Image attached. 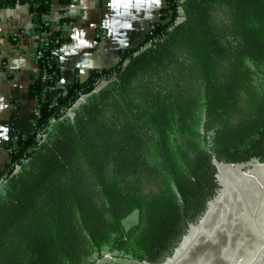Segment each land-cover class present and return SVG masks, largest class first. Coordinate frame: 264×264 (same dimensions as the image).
<instances>
[{"label":"trees","instance_id":"obj_1","mask_svg":"<svg viewBox=\"0 0 264 264\" xmlns=\"http://www.w3.org/2000/svg\"><path fill=\"white\" fill-rule=\"evenodd\" d=\"M165 2L140 46L50 105L67 41L50 1L0 0L45 35L28 88L39 114L0 170V264L174 261L212 214L219 165H264V0ZM184 257L220 264L201 244Z\"/></svg>","mask_w":264,"mask_h":264},{"label":"crops","instance_id":"obj_2","mask_svg":"<svg viewBox=\"0 0 264 264\" xmlns=\"http://www.w3.org/2000/svg\"><path fill=\"white\" fill-rule=\"evenodd\" d=\"M46 17L63 28L67 41L56 50L59 80L48 88L50 105L72 83H83L95 70L110 68L120 51L135 48L152 25L161 18L165 0H49ZM102 33V37L99 34ZM41 34L35 30L27 6L0 11V170L9 164L18 137H28L35 103L28 88L35 72V58Z\"/></svg>","mask_w":264,"mask_h":264},{"label":"rangeland","instance_id":"obj_3","mask_svg":"<svg viewBox=\"0 0 264 264\" xmlns=\"http://www.w3.org/2000/svg\"><path fill=\"white\" fill-rule=\"evenodd\" d=\"M218 169L217 179L221 189L209 220L191 230L177 259L164 264H194L187 259L181 262L179 257H184L195 244H201L210 254L213 253L212 260L220 264H264V165L248 168L219 165ZM218 220L222 225L224 222L223 228H227V232L217 233L213 239V225ZM254 227L259 228L262 236L256 235ZM204 234L211 239L205 238ZM203 259L207 260L208 255H203ZM117 262L116 255L107 253L96 264Z\"/></svg>","mask_w":264,"mask_h":264},{"label":"built area","instance_id":"obj_4","mask_svg":"<svg viewBox=\"0 0 264 264\" xmlns=\"http://www.w3.org/2000/svg\"><path fill=\"white\" fill-rule=\"evenodd\" d=\"M178 22V21H177ZM67 24H63V25H58L57 26V28L54 26H52V31H55L56 29H60V30H62L63 31V28H65V26H66ZM99 36L100 37H102V33L101 34H99ZM44 39H45V35H42L41 34V39H40V43H39V45L40 44H42L43 42H44ZM40 55V50H39V47H38V49H37V53H36V56H39ZM68 113L70 114V110L68 111ZM38 112L37 111H35L34 113H33V116L34 117H37L38 116Z\"/></svg>","mask_w":264,"mask_h":264},{"label":"clouds","instance_id":"obj_5","mask_svg":"<svg viewBox=\"0 0 264 264\" xmlns=\"http://www.w3.org/2000/svg\"><path fill=\"white\" fill-rule=\"evenodd\" d=\"M154 2H155V4H156L157 6H159L160 3H161V0H154Z\"/></svg>","mask_w":264,"mask_h":264},{"label":"water","instance_id":"obj_6","mask_svg":"<svg viewBox=\"0 0 264 264\" xmlns=\"http://www.w3.org/2000/svg\"><path fill=\"white\" fill-rule=\"evenodd\" d=\"M141 43L142 42H138L137 44H136V46L135 47H138V46H140L141 45ZM127 62H125V64H126Z\"/></svg>","mask_w":264,"mask_h":264},{"label":"flooded vegetation","instance_id":"obj_7","mask_svg":"<svg viewBox=\"0 0 264 264\" xmlns=\"http://www.w3.org/2000/svg\"><path fill=\"white\" fill-rule=\"evenodd\" d=\"M178 257V256H177ZM175 259H177V258H175Z\"/></svg>","mask_w":264,"mask_h":264}]
</instances>
